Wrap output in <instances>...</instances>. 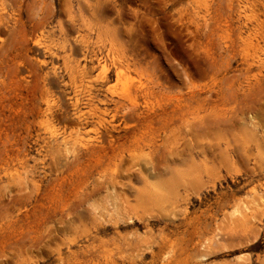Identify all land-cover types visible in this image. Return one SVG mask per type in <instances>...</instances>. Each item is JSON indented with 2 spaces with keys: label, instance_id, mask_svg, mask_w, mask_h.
Here are the masks:
<instances>
[{
  "label": "rangeland",
  "instance_id": "374dc122",
  "mask_svg": "<svg viewBox=\"0 0 264 264\" xmlns=\"http://www.w3.org/2000/svg\"><path fill=\"white\" fill-rule=\"evenodd\" d=\"M0 264H264V0H0Z\"/></svg>",
  "mask_w": 264,
  "mask_h": 264
}]
</instances>
